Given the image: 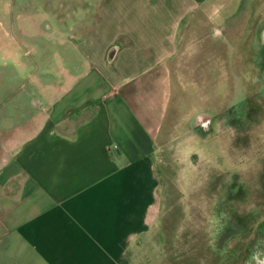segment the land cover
Returning a JSON list of instances; mask_svg holds the SVG:
<instances>
[{"label":"crops","instance_id":"obj_1","mask_svg":"<svg viewBox=\"0 0 264 264\" xmlns=\"http://www.w3.org/2000/svg\"><path fill=\"white\" fill-rule=\"evenodd\" d=\"M213 1L79 0L90 17L69 38L86 71L73 56L57 87L49 73L36 83L37 102L15 92V120L0 106V264H153L163 187L193 190L187 161L204 141L172 64L193 57Z\"/></svg>","mask_w":264,"mask_h":264},{"label":"rangeland","instance_id":"obj_2","mask_svg":"<svg viewBox=\"0 0 264 264\" xmlns=\"http://www.w3.org/2000/svg\"><path fill=\"white\" fill-rule=\"evenodd\" d=\"M78 3L0 0V106L6 120H15L16 91H33L37 102L36 83L49 73V84L57 87L73 56L86 71L69 38V29L90 17L77 13L83 10ZM206 9L207 24L193 35L200 43L183 50L193 57L172 64L176 100H184L187 116H194L191 128L204 139L187 161L194 188L184 189L176 167L173 181L181 182L163 187L161 237L146 244L147 255L153 264H264V0H214ZM197 69L204 80L197 81ZM187 80L191 94L184 91Z\"/></svg>","mask_w":264,"mask_h":264},{"label":"water","instance_id":"obj_3","mask_svg":"<svg viewBox=\"0 0 264 264\" xmlns=\"http://www.w3.org/2000/svg\"><path fill=\"white\" fill-rule=\"evenodd\" d=\"M200 120L202 121V118H200ZM209 124H210V121H208V122H204V123H203V126L207 127Z\"/></svg>","mask_w":264,"mask_h":264}]
</instances>
